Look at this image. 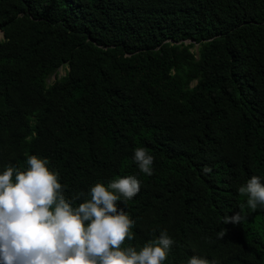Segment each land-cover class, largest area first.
I'll list each match as a JSON object with an SVG mask.
<instances>
[{"label":"trees","instance_id":"16d2710c","mask_svg":"<svg viewBox=\"0 0 264 264\" xmlns=\"http://www.w3.org/2000/svg\"><path fill=\"white\" fill-rule=\"evenodd\" d=\"M31 156L73 208L140 181L114 192L134 221L122 248L166 231L163 264H264V205L239 192L264 184V0H0V174Z\"/></svg>","mask_w":264,"mask_h":264},{"label":"clouds","instance_id":"9594fccd","mask_svg":"<svg viewBox=\"0 0 264 264\" xmlns=\"http://www.w3.org/2000/svg\"><path fill=\"white\" fill-rule=\"evenodd\" d=\"M134 159L142 173L152 175L153 156L141 147L135 149ZM27 162V171L9 166L0 174V264H163L166 260L174 244L166 231L155 244L148 243L139 251L121 247L132 239L134 221L118 210L117 201L139 193L140 181L135 176L120 178L108 188L96 184L90 200L73 208L57 175L46 167L47 161L31 156ZM239 192L248 195L251 209L264 205V184L259 177L253 176ZM244 219L237 212L224 217V224H240ZM225 234L221 229L217 238ZM188 264L210 262L195 255Z\"/></svg>","mask_w":264,"mask_h":264},{"label":"rangeland","instance_id":"374dc122","mask_svg":"<svg viewBox=\"0 0 264 264\" xmlns=\"http://www.w3.org/2000/svg\"><path fill=\"white\" fill-rule=\"evenodd\" d=\"M196 50H197V47H195L192 51L196 52ZM57 73H58L57 76L61 77V76L64 75L65 69L64 68H59ZM54 79H55V76L53 75V76L50 77L49 82H52Z\"/></svg>","mask_w":264,"mask_h":264}]
</instances>
